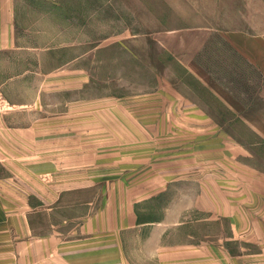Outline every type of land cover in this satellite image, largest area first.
I'll use <instances>...</instances> for the list:
<instances>
[{"label": "rangeland", "instance_id": "obj_1", "mask_svg": "<svg viewBox=\"0 0 264 264\" xmlns=\"http://www.w3.org/2000/svg\"><path fill=\"white\" fill-rule=\"evenodd\" d=\"M31 1V10L22 14V27L39 32L27 36L38 45L39 89L44 75L53 79V85L47 82L46 90L39 91L36 119L22 116L14 123L50 127L49 134L52 127H89L86 134L76 132L69 139L81 147L84 169L95 168L102 175L71 181L62 176L72 175L71 170L39 175L51 181L54 174L59 190L69 183L96 188L86 189L80 208L79 200L75 205L72 200L67 209L39 212L32 222L37 232L47 233L66 217L74 219L64 229L71 230L93 213L88 203L106 204V186L111 185L112 196L127 201L114 207L133 208L136 223L144 224L122 231L123 258L116 264H264V258L256 256L262 252L264 226L250 225L264 213H243L247 216L241 221L231 213L206 223L201 221L205 213L191 207L190 197L175 192L179 183L171 184L163 195L145 197L143 188L147 190L151 181L127 178L141 166L123 163L144 156L145 147L158 146L150 149L167 163L194 153L211 155L216 163L230 155L264 170V138L251 129L264 121V74L229 41L233 33L261 39L264 51V0ZM67 77L69 88L61 90ZM191 108L198 113H191ZM95 127L101 132H90ZM124 127L147 131L130 140L133 132ZM187 127L200 131L191 133ZM183 141L192 142L195 149L181 148ZM53 150L60 156V149ZM48 151L52 149L39 144V161H45ZM29 153V147L21 150L22 162ZM165 213L171 221L198 224L158 228ZM153 225L158 234L151 233ZM206 232L208 238L213 233L211 248L204 242ZM189 233L194 237L188 238ZM191 245L195 254L183 249ZM210 251L216 256L213 260L201 256Z\"/></svg>", "mask_w": 264, "mask_h": 264}, {"label": "crops", "instance_id": "obj_2", "mask_svg": "<svg viewBox=\"0 0 264 264\" xmlns=\"http://www.w3.org/2000/svg\"><path fill=\"white\" fill-rule=\"evenodd\" d=\"M49 2L58 4L55 0ZM31 3V0H0V264H103V259L109 260L105 264H116L123 258L122 231L135 230L144 224L136 223L133 208L114 207L127 201L123 196H112L111 185L106 186V204L96 207V201L88 203L93 206V213L71 230H64L74 220L69 217L62 219L59 224L54 223L52 230L44 234H39L32 224L39 212L67 209L72 200L74 205L79 200L77 207L80 208L85 202L86 189L94 186L96 188V184L87 188L82 185L70 186L69 183V186L59 190L58 184L53 180L54 174H50L51 181H43L39 179V175L54 173V170L59 169L73 172L72 175H62L69 181L102 179V175L95 168L84 169L81 147L78 142L69 139L76 132L86 134L89 127H52L54 131L49 134L47 130L50 127H37L32 122L25 126L14 123L16 118L20 119L22 116L33 115L36 119L39 91L46 90L44 85L47 82L53 85V79L44 75L41 79V83H44L39 89L38 45L35 41L32 43L31 37L27 38L39 32L34 27H22V14L31 10ZM241 36L243 35L233 33L229 36V41L252 66L264 74L261 39H245ZM69 84L68 77L63 79L61 90L68 89ZM191 109V113H198ZM262 127L264 121L251 126V129L264 138ZM104 128L107 130V127ZM124 128L133 132L130 140L136 139L141 131H147L146 127ZM187 128L191 133L200 131V127ZM90 132L100 133L101 129L95 127ZM43 143L52 151L45 154V161H39L38 147ZM191 143L183 141L180 146L194 150ZM25 147H29L30 158L22 162L20 153ZM150 148L155 149L158 146L145 147L144 156L132 157L133 161H123L141 166L139 170L128 172L127 178L151 181L148 182L147 190L143 188V196L163 195L171 184L179 183L175 192L181 196H189L191 207L205 213L206 218L201 221L206 223L214 220L215 216L224 218L231 213L237 214L239 221L247 216L243 213H264V170L257 169L254 164L237 157H229L230 155L218 158L221 161L216 163L211 155L198 157L195 153L191 155L197 156L196 160L179 156L167 163L165 159L156 158L155 150L151 151ZM53 149H60V156L55 155L59 150ZM116 179L126 178L118 176ZM186 185H191L187 192L184 190ZM178 189L181 190L179 193ZM71 193H74L72 199ZM57 205L61 207H56ZM168 216L165 213L157 224L158 228L172 225L181 227L184 224L194 227L193 224H198V221H171ZM255 224L264 226V214L255 216V223L250 225ZM150 231L158 234L159 229L153 225ZM162 233L161 229L160 234ZM187 237L193 238L194 234L189 233ZM212 237V232L209 238L206 232V248H211ZM260 244L262 252L256 256L263 259L264 241ZM194 247L191 245L183 249L195 254L197 251ZM171 250L159 248V252ZM205 253L201 256L206 260L216 257L212 251ZM189 258L194 259L192 255Z\"/></svg>", "mask_w": 264, "mask_h": 264}]
</instances>
